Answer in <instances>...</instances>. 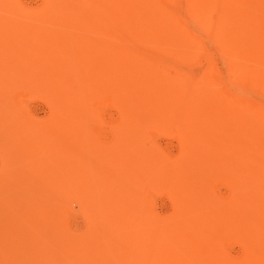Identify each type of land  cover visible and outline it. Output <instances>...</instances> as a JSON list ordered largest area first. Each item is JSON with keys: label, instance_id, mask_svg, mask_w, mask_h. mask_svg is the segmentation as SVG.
I'll use <instances>...</instances> for the list:
<instances>
[{"label": "rangeland", "instance_id": "rangeland-1", "mask_svg": "<svg viewBox=\"0 0 264 264\" xmlns=\"http://www.w3.org/2000/svg\"><path fill=\"white\" fill-rule=\"evenodd\" d=\"M100 1L0 0V264H264V176L207 118L119 115Z\"/></svg>", "mask_w": 264, "mask_h": 264}, {"label": "bare ground", "instance_id": "bare-ground-1", "mask_svg": "<svg viewBox=\"0 0 264 264\" xmlns=\"http://www.w3.org/2000/svg\"><path fill=\"white\" fill-rule=\"evenodd\" d=\"M99 6L116 38L119 115L207 118L233 135L236 164L252 178L264 176V0H101ZM158 52L169 56L172 79L156 70ZM202 60L201 70L187 69ZM240 197L264 248V188L256 183Z\"/></svg>", "mask_w": 264, "mask_h": 264}]
</instances>
